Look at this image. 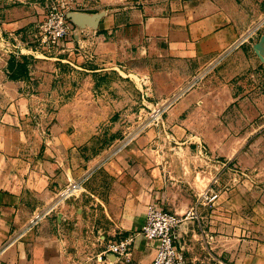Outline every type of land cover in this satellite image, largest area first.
Wrapping results in <instances>:
<instances>
[{
    "label": "crops",
    "instance_id": "1",
    "mask_svg": "<svg viewBox=\"0 0 264 264\" xmlns=\"http://www.w3.org/2000/svg\"><path fill=\"white\" fill-rule=\"evenodd\" d=\"M7 1L0 0V5ZM119 3L115 11H103V27L93 30L103 39L99 54L108 63L121 65L129 57L135 67L142 61L149 63L145 69L153 73L157 94L150 92L157 98L177 92L201 73L210 78L220 76L218 67L230 64L231 54L250 52L255 27L264 20V0ZM26 8L20 3L7 7L2 20H25ZM157 64L164 70L155 72ZM213 80L205 81L200 92L180 96L173 112L180 117L189 110H200L203 116L217 117L215 124L202 129L214 132V136L207 134L211 139L200 142L215 155L207 156L199 143L186 139L140 140L132 149L119 153V180L127 168L136 172L137 202L144 207L143 219L120 237L140 228L146 207L156 203L183 215L179 241L195 264H264V134L255 136L264 129V120L259 123L264 118V97L257 98L255 91L239 96L242 107L230 108L226 116L232 120L226 124L224 94L213 90ZM37 98L18 81L0 74V264H71L63 234L55 229L56 221L43 217L29 226L66 183L60 166L64 149L59 146L65 135L56 132L52 139L45 137L39 147L28 139L25 123ZM195 101H202L205 107H198ZM169 127L178 134L190 130L182 123ZM133 149L134 166L122 167L127 166L123 163ZM233 158L253 172L254 181L238 184L233 191H217L214 204H199L198 198L207 187L230 174L225 165ZM194 210L195 216L189 214ZM158 244L157 239L138 235L133 244L134 260L148 264ZM109 256L111 264H126L114 254Z\"/></svg>",
    "mask_w": 264,
    "mask_h": 264
},
{
    "label": "rangeland",
    "instance_id": "2",
    "mask_svg": "<svg viewBox=\"0 0 264 264\" xmlns=\"http://www.w3.org/2000/svg\"><path fill=\"white\" fill-rule=\"evenodd\" d=\"M121 1L8 0L0 5V74L38 96L25 123L28 139L39 147L56 132L66 137L59 143L64 149L60 166L66 183L42 213L46 212L45 219L56 221L55 229L63 234L71 264L113 263L108 259L112 254L107 251L108 242L144 217V207L137 202L136 172L127 168L122 180L118 177L117 158L122 150L132 149L140 140L186 139L199 143L207 156L215 155L200 142L214 136L202 129L215 124L217 117L203 116L200 110L175 117L173 107L180 96L202 91L205 81L215 78L210 82L213 90L224 94L226 124L232 120L226 116L230 108L242 107L239 96L255 91L257 98L264 97V20L255 27L250 52L231 54L230 64L218 67L220 76L210 78L201 73L177 92L157 98L153 73L145 69L149 63L142 61L135 67L130 57L121 65L108 63L99 54L103 39L93 30L103 27V11H115ZM19 3L27 6L26 19L2 20L7 7ZM61 18L67 32L56 38L51 23ZM161 65L153 70H164ZM152 90L156 94H151ZM195 105L204 106L202 101ZM174 122L190 130L178 134L169 127ZM263 134L264 129L255 136ZM129 151L128 161L123 163L127 166L122 167L134 166V149ZM225 168H230V174L209 187L233 191L238 184L254 181L253 172L235 158Z\"/></svg>",
    "mask_w": 264,
    "mask_h": 264
},
{
    "label": "built area",
    "instance_id": "3",
    "mask_svg": "<svg viewBox=\"0 0 264 264\" xmlns=\"http://www.w3.org/2000/svg\"><path fill=\"white\" fill-rule=\"evenodd\" d=\"M51 25L54 26V29L51 31L56 38L63 36L67 32L64 18L52 22ZM217 195L216 188L211 186L201 194L198 198V203L214 204ZM42 212L40 211L35 214L31 219L30 227L38 223L45 216L46 212ZM189 214L195 216L197 211L194 210ZM182 223V214L159 208L156 203H149L142 226L126 236L108 242L107 251L116 255V257L126 264H140L133 258V244L138 235H143L159 241L157 253L148 264H195L189 259L179 241V231Z\"/></svg>",
    "mask_w": 264,
    "mask_h": 264
},
{
    "label": "bare ground",
    "instance_id": "4",
    "mask_svg": "<svg viewBox=\"0 0 264 264\" xmlns=\"http://www.w3.org/2000/svg\"><path fill=\"white\" fill-rule=\"evenodd\" d=\"M61 200V199H60Z\"/></svg>",
    "mask_w": 264,
    "mask_h": 264
}]
</instances>
